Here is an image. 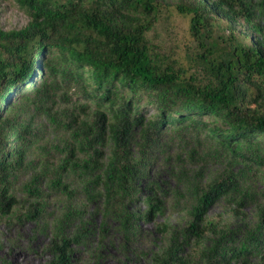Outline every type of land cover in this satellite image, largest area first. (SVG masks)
I'll return each instance as SVG.
<instances>
[{
    "label": "trees",
    "instance_id": "obj_1",
    "mask_svg": "<svg viewBox=\"0 0 264 264\" xmlns=\"http://www.w3.org/2000/svg\"><path fill=\"white\" fill-rule=\"evenodd\" d=\"M0 1L17 5L28 15L21 29L0 28V114L10 98L23 90L34 92L44 102L67 92L91 101L95 113L88 116L80 107L86 117L71 114L68 127L80 136V145L86 141L95 150L84 172L95 176L90 184L99 187L106 211L112 209L120 218L127 235L137 221L118 210L121 200L135 196L136 177L145 166L130 157L134 128L140 129L145 151L161 131L185 126L216 145L210 152L214 158L241 161L250 170L264 168V29L245 0H176L175 8L186 18L189 36L184 53L176 58L150 39L162 19L159 0ZM148 109L153 114L146 118ZM8 127V120L0 119V206L4 214L17 204L9 195L10 187L25 157L15 144L22 141L21 136L6 140ZM107 146L109 155L103 164L102 149ZM76 152L72 148L70 159L79 168ZM237 186L229 176L205 186L192 223L182 231L183 240L179 242L174 235L154 256V263L252 264V256L264 251L258 237L243 248H226L218 241L200 250V263L179 256L190 238L198 246L209 233L219 236L217 222L205 218L207 209ZM244 200L236 203L237 211ZM247 203L254 206L258 222L254 233L259 234L264 231V205ZM154 207L146 218L155 217L161 202L156 201ZM33 208L38 210V206ZM80 214L72 207L63 221L73 222ZM84 236H62L54 241L59 264L70 262L72 243Z\"/></svg>",
    "mask_w": 264,
    "mask_h": 264
},
{
    "label": "rangeland",
    "instance_id": "obj_2",
    "mask_svg": "<svg viewBox=\"0 0 264 264\" xmlns=\"http://www.w3.org/2000/svg\"><path fill=\"white\" fill-rule=\"evenodd\" d=\"M159 2L162 19L151 31L150 39L162 52L176 58L189 42L187 20L177 12L176 0ZM245 2L264 29V0ZM27 23L24 10L0 1L1 29H21ZM80 107L88 116L97 110L91 101L71 92L57 93L44 102L34 92L23 90L11 97L1 112L0 119L9 122L6 140L21 136L22 141L15 144L22 148L25 157L24 167L10 187L9 195L17 204L9 214H4V207L0 206V264H59L54 241L83 234L79 242L72 243L68 264H155L154 256L171 243L174 235L179 242L183 240L182 231L194 219L200 191L222 176L235 179L238 186L207 209L205 218L217 222L219 236L209 233L198 246L190 238L179 256L200 263L203 248L213 247L218 241L219 246L226 248H243L249 246L253 237H258L260 247H264V231L254 233L258 228L255 209L247 203L264 205V168L256 166L250 170L244 162L214 158L210 152L216 145L208 143L204 134H196L185 126L161 131L148 151L143 149L139 127L134 128L128 146L130 157L145 166L143 174L136 177L135 196L121 200L118 210L137 221L127 235L120 218L112 209L106 211L99 187L90 184L95 176L84 172L95 150L86 141L80 145V136L68 127L71 114L86 117L81 115ZM152 114V109H148L145 116ZM74 147L79 168H74L70 159ZM109 150L110 146L102 149L103 164ZM243 199V206L237 211L236 203ZM156 201L161 202V209L153 219L146 218ZM34 206H38L37 211ZM72 207L81 214L73 222L63 221ZM251 263L264 264V251L254 254Z\"/></svg>",
    "mask_w": 264,
    "mask_h": 264
}]
</instances>
